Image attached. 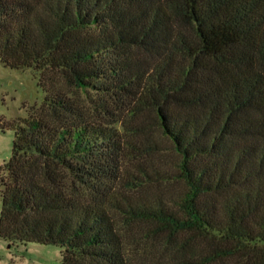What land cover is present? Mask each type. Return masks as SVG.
Instances as JSON below:
<instances>
[{"label": "trees", "instance_id": "16d2710c", "mask_svg": "<svg viewBox=\"0 0 264 264\" xmlns=\"http://www.w3.org/2000/svg\"><path fill=\"white\" fill-rule=\"evenodd\" d=\"M0 62L44 95L5 124L3 240L61 264H264V0H0ZM88 89L126 120L84 118Z\"/></svg>", "mask_w": 264, "mask_h": 264}, {"label": "rangeland", "instance_id": "374dc122", "mask_svg": "<svg viewBox=\"0 0 264 264\" xmlns=\"http://www.w3.org/2000/svg\"><path fill=\"white\" fill-rule=\"evenodd\" d=\"M43 92L38 87L31 69L10 68L0 62V174L3 163L9 159L14 130L5 125L17 117L28 115L32 107L38 110L43 101ZM81 115L86 119L104 124H117V119L127 115V97L109 95L88 89L76 96ZM162 147L168 146L162 140ZM158 156V157H157ZM159 166L169 169L172 155L167 151L157 154ZM154 157V158H155ZM2 201L0 196V211ZM142 225H136L131 232ZM135 249V245L129 247ZM61 248L55 244L37 242H8L0 237V264H61Z\"/></svg>", "mask_w": 264, "mask_h": 264}]
</instances>
